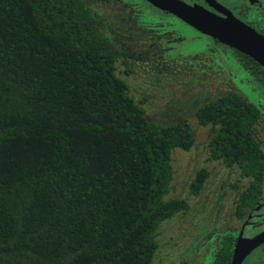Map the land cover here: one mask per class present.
Returning a JSON list of instances; mask_svg holds the SVG:
<instances>
[{"label":"trees","instance_id":"1","mask_svg":"<svg viewBox=\"0 0 264 264\" xmlns=\"http://www.w3.org/2000/svg\"><path fill=\"white\" fill-rule=\"evenodd\" d=\"M119 58L129 72L81 0H0V264H153L157 226L188 210L165 197L171 151L191 148V129L148 122ZM193 117L217 128L212 157L256 187L254 106L228 94ZM207 176L196 172L190 195ZM229 258L224 239L208 264Z\"/></svg>","mask_w":264,"mask_h":264},{"label":"rangeland","instance_id":"2","mask_svg":"<svg viewBox=\"0 0 264 264\" xmlns=\"http://www.w3.org/2000/svg\"><path fill=\"white\" fill-rule=\"evenodd\" d=\"M91 5L94 6V3L92 2ZM105 13L110 16L112 14L110 9ZM167 19L170 24L173 22L172 26L174 25L181 37L184 38V40L172 44L177 45L175 48L168 45L171 47V50L167 51L168 53L158 51L154 42L151 43L140 34H135L136 37L127 39L131 30L128 32L127 23L119 21V19H116L111 25L103 22L100 26L104 29L102 34L110 38L115 47L126 55L124 59L126 58V70L129 72L125 73L126 71L120 63L122 58H119L115 63V75L124 81L128 95L144 112L147 121L169 125L184 120L187 121L192 130L194 139L191 148L188 151L178 149L171 151L172 179L168 194L165 197V199L185 200L188 210L184 214L180 213L157 226L154 234L157 250L152 262L153 264H180L182 262L198 264V240L205 236L211 225L216 223L222 226L226 211L217 213L214 207L217 203L222 207L224 206V195L229 192L225 185L234 182L236 176L234 171L225 169L220 162L209 161L206 151V134H209V130L198 128L193 117L194 112L199 107L210 99L219 97L220 93L223 92L202 93L204 92L202 87L212 86L214 88L219 86L222 79L205 80L197 77L194 80L188 75L187 70L191 67L188 61L181 62L179 59H171L168 56V59L174 64L171 61H164L165 54H174L175 57L177 54L179 56L186 55L185 58H187V56L199 52L203 53L205 38L196 40L193 38L195 36L193 30L177 23V21L175 24L173 17ZM142 20L144 19L142 18ZM164 21L167 22V20ZM213 48V55L217 57V60L213 58L215 65H219L221 69L228 66L230 75L228 82L244 95L247 101L255 103L256 98L253 93L259 92L262 95L260 90L258 88L257 91L256 89L250 90L252 85L246 74L233 63L229 51L219 48V46ZM176 62L181 66L179 68L182 73H176L180 72L176 69ZM201 62L205 64L204 56L201 58ZM162 69L164 71L160 72L159 70ZM213 90L216 91L217 88ZM200 169L211 170L212 176L204 181L198 194L193 196L189 194L188 184ZM224 180L226 183L223 184ZM220 184H222L223 191H220L221 188L219 189ZM219 232L221 231L217 230L214 235L218 236ZM214 242L213 237L211 246ZM202 249L205 250L206 248L203 247ZM210 260L211 256L206 254L201 264H208Z\"/></svg>","mask_w":264,"mask_h":264},{"label":"flooded vegetation","instance_id":"3","mask_svg":"<svg viewBox=\"0 0 264 264\" xmlns=\"http://www.w3.org/2000/svg\"><path fill=\"white\" fill-rule=\"evenodd\" d=\"M86 6L89 7L90 11L95 15V17L99 20V30L101 32L104 29L100 26L103 22L111 25L116 19L119 21L127 23V31L129 32L127 39H132V37H136L135 34H140V36H145L148 41H151L157 45L158 51L168 53V50H171V47L177 46L172 45L176 44V41L184 40L181 37L180 32L177 31L172 24L169 23L167 18H171L172 16L157 10L156 8L150 6L143 0H81ZM188 6H199L205 9L208 12H211L217 16H222L224 10L228 11L234 18L239 20L244 25L253 29L256 33L262 35L264 37V0H179ZM94 3V6L91 3ZM135 5H134V4ZM111 10V16L107 15L105 12ZM108 16V18H107ZM169 16V17H168ZM171 16V17H170ZM141 18V20H139ZM142 18L144 20H142ZM175 24L176 21L179 24H183L174 18ZM164 20H167L165 22ZM111 21V22H109ZM152 21V22H151ZM184 25V24H183ZM186 26V25H185ZM187 27V26H186ZM189 28V27H188ZM192 30V29H191ZM132 31H134L132 33ZM195 36L193 37L196 40H200L205 38V43L203 45V53L199 52L197 54H193L191 56H177L165 54L164 61H171V59H179L181 62L188 61L191 67L188 68V75L191 79H218L221 78L222 82L219 86H215L217 90H213L211 87H202V93H220V96H226L228 94L236 95L243 100H246L245 96L238 92L233 86L228 82L229 81V69L228 66H224V68H220L219 65H215L213 62V58L217 60V57L214 56L213 47L219 46V48L226 49L229 51V55L231 60L236 65L237 68L241 69L244 74H246L248 81L252 85L251 91L257 88L260 90L262 95L258 93H253V96L256 98V102H250L256 111L257 118L250 128L252 141L255 147L260 151L261 157L264 164V70L259 67H255V63L253 65H249L247 67L244 66L240 58L233 52L234 50L229 49L214 40L206 36H202L199 33L195 32ZM132 42V41H131ZM214 44V45H212ZM171 47H169V46ZM132 48V47H131ZM130 48V49H131ZM120 52V51H119ZM236 52V51H235ZM122 53V52H120ZM124 55V54H123ZM126 57V55H124ZM168 56V57H167ZM202 56V57H201ZM204 56L205 64L201 62V58ZM190 58V59H188ZM126 59V58H125ZM118 61V60H117ZM116 61V62H117ZM171 63L174 64L173 61ZM181 67L176 62V69L180 70L182 73ZM193 68V69H192ZM164 69V68H163ZM159 70L160 72L164 70ZM192 69V70H191ZM186 70V69H185ZM171 71V70H170ZM198 78V79H199ZM124 82V81H123ZM254 87V88H253ZM218 97L210 99L205 102L203 105L208 102L213 101ZM247 101V100H246ZM249 102V101H248ZM263 102V103H261ZM202 105V106H203ZM195 120V119H194ZM184 121V120H181ZM187 122V121H186ZM196 123V120H195ZM197 125V123H196ZM198 126V125H197ZM190 127V126H189ZM198 128H206L209 130V134L207 135L206 142V151L209 158V161H217L222 164V166L229 170L235 172V181L231 183H226V180L223 181V184L226 183V187L229 189L224 195L225 204L224 206H220L219 203L215 204L214 209L216 208L217 213H222V211H226L224 215V221L222 222V226L215 223V225H211L208 229L205 236L201 237L198 242L199 246V254L198 264L202 263V260L206 254H209L212 258L214 252L220 245V242L224 239H227L230 242V258L229 263L231 261L232 252L234 250V246L238 239H243V241L251 240L255 237H258L264 233V165L262 177L259 180L260 183L254 187L251 191L250 189V178L244 176L239 171L238 167L233 165L230 167H226L222 161L215 160L212 155L213 151L210 147V140L213 135L216 133L217 128L213 125H206L204 127L198 126ZM191 129V128H190ZM192 132V130H191ZM193 136V133H192ZM194 137V136H193ZM194 139V138H193ZM210 178L212 176L211 170L206 171ZM222 183V182H220ZM222 190V184H220L219 189ZM243 195V198L240 200L238 197ZM249 198V199H247ZM251 199V200H250ZM249 200V203H247ZM218 201V200H217ZM239 203V204H238ZM217 230H220L218 236L214 235ZM201 235V234H200ZM215 239L214 244L211 246L212 239ZM209 244V247H208ZM206 248L203 250L202 248ZM208 247V248H207ZM185 263L186 262H182ZM239 264H264V240L260 242L255 248H253L250 252H248L244 258L241 260Z\"/></svg>","mask_w":264,"mask_h":264},{"label":"water","instance_id":"4","mask_svg":"<svg viewBox=\"0 0 264 264\" xmlns=\"http://www.w3.org/2000/svg\"><path fill=\"white\" fill-rule=\"evenodd\" d=\"M161 12L217 43L252 60L264 70V37L224 10L217 16L202 7L188 6L179 0H143ZM264 240V233L251 240L238 239L230 264H239L244 256Z\"/></svg>","mask_w":264,"mask_h":264}]
</instances>
